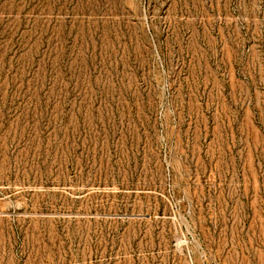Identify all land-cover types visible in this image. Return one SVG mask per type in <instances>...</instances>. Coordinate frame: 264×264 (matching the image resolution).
I'll list each match as a JSON object with an SVG mask.
<instances>
[{"label": "rangeland", "instance_id": "obj_1", "mask_svg": "<svg viewBox=\"0 0 264 264\" xmlns=\"http://www.w3.org/2000/svg\"><path fill=\"white\" fill-rule=\"evenodd\" d=\"M0 264H264V0H0Z\"/></svg>", "mask_w": 264, "mask_h": 264}]
</instances>
